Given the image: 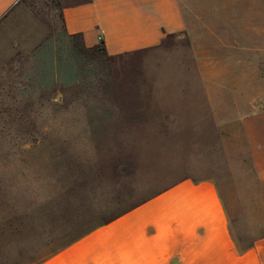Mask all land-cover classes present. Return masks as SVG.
<instances>
[{
  "label": "rangeland",
  "instance_id": "obj_1",
  "mask_svg": "<svg viewBox=\"0 0 264 264\" xmlns=\"http://www.w3.org/2000/svg\"><path fill=\"white\" fill-rule=\"evenodd\" d=\"M181 4L184 34L112 59L65 33L61 0H20L0 21V264H35L94 217L187 177L217 182L238 246L264 233L242 124L191 123L179 108L207 110L189 72L208 54L231 88L242 69L243 114L264 102V0ZM103 105L107 139L86 130Z\"/></svg>",
  "mask_w": 264,
  "mask_h": 264
},
{
  "label": "crops",
  "instance_id": "obj_2",
  "mask_svg": "<svg viewBox=\"0 0 264 264\" xmlns=\"http://www.w3.org/2000/svg\"><path fill=\"white\" fill-rule=\"evenodd\" d=\"M61 1L66 33L78 36L87 48L102 44L107 56L155 49L169 35L187 30L181 0ZM19 2L0 0V21ZM219 59L215 54L199 55L196 69L189 72L202 82L197 91L192 86L195 91L191 92L202 94L205 113L194 114L198 106L190 100L180 102L179 108L193 111L190 117L197 120L191 123L200 124L201 117H211L204 123H241L252 172L264 186V102L243 114V102L238 99L243 95V71H234L239 84L231 88L225 81L230 69L217 64ZM191 92L183 91L186 99ZM220 103H234V112L231 106L228 113L221 112ZM93 115L97 119L86 130L107 139V106ZM171 115L176 114L164 116ZM260 200L264 203V193ZM36 264H264V233L251 247L240 250L217 182L187 177Z\"/></svg>",
  "mask_w": 264,
  "mask_h": 264
},
{
  "label": "trees",
  "instance_id": "obj_3",
  "mask_svg": "<svg viewBox=\"0 0 264 264\" xmlns=\"http://www.w3.org/2000/svg\"><path fill=\"white\" fill-rule=\"evenodd\" d=\"M62 16V15H61ZM65 30V28H64ZM66 33V31H65ZM67 34V33H66ZM68 35V34H67ZM70 37H76L79 39V44L81 45V47H83L85 50H91V51H95V52H102L105 56L106 55V49H105V46H103L102 44L98 45V46H95L93 48H87L85 47L80 38L78 36H75V35H68ZM109 59H112L114 58L115 56H107ZM176 183V182H175ZM173 183V184H175ZM173 184L159 190L158 192L154 193L153 195L149 196L148 198L136 203V204H133L127 208H124V209H121L119 211H114V212H110V213H105L103 214V216H97V217H94L92 220H90L89 224L83 228H80L78 229L79 231L77 232H74L68 239L66 242H64L63 244L59 245L58 248H56L55 250H53L51 253L47 254L44 258H42L41 260L37 261L36 263H39L40 261L46 259L47 257H49L50 255L60 251L61 249L67 247L68 245L72 244L73 242H75L76 240L80 239L81 237H83L84 235H86L87 233H89L90 231H92L93 229L97 228L98 226L100 225H103L105 223H109L110 221L116 219L117 217L121 216L122 214L128 212L129 210L137 207L138 205L144 203L145 201L151 199L152 197L158 195L159 193L165 191L166 189H168L169 187H171ZM252 243H250L249 245L245 246V247H239L240 250H246L247 248L251 247ZM35 263V264H36Z\"/></svg>",
  "mask_w": 264,
  "mask_h": 264
}]
</instances>
